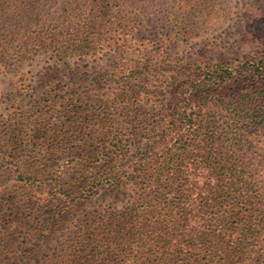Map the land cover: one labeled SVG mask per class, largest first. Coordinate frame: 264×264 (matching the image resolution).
Segmentation results:
<instances>
[{
    "label": "trees",
    "instance_id": "1",
    "mask_svg": "<svg viewBox=\"0 0 264 264\" xmlns=\"http://www.w3.org/2000/svg\"><path fill=\"white\" fill-rule=\"evenodd\" d=\"M182 2V30L219 5ZM162 4L70 2L60 34L0 0V90L25 92L0 99V264H264V38L174 61L141 38Z\"/></svg>",
    "mask_w": 264,
    "mask_h": 264
},
{
    "label": "rangeland",
    "instance_id": "2",
    "mask_svg": "<svg viewBox=\"0 0 264 264\" xmlns=\"http://www.w3.org/2000/svg\"><path fill=\"white\" fill-rule=\"evenodd\" d=\"M35 1L39 9L44 11L39 19L41 27L43 24H56L58 32L65 34L69 30L67 28L79 21L77 15L70 16L72 7L69 5L70 2L79 0H51L50 4H46L45 0ZM218 3V9L208 11L205 9L203 12L193 14L189 21L194 26L192 29L185 27L187 31H191L183 36L186 30L181 29L184 20L182 0L169 2L163 0V4L157 8L160 13L155 15L154 28L151 27L147 32L141 33V38L154 40L156 45L160 40L171 42L168 53L174 61L179 58L178 52L184 53L189 59L195 60L200 56H203L205 60L219 58L226 64L239 60L246 61V58L256 56L255 45L261 37L264 38V0H218ZM40 56L41 54L36 55L32 62L26 61L20 66H13L11 71L27 76L28 72L39 73L44 64L43 56ZM2 79L4 81L3 73L0 72V83ZM24 93L22 89L17 92L2 88L0 90V99L3 102L2 112H8L11 109L9 98ZM261 107L262 104L258 103L254 109L257 111ZM19 220L20 225L23 219ZM23 248L27 247L23 246Z\"/></svg>",
    "mask_w": 264,
    "mask_h": 264
}]
</instances>
